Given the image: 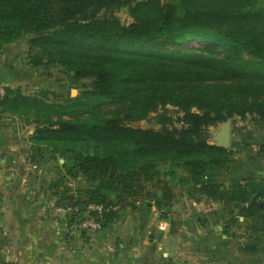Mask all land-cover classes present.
<instances>
[{
	"label": "trees",
	"instance_id": "obj_1",
	"mask_svg": "<svg viewBox=\"0 0 264 264\" xmlns=\"http://www.w3.org/2000/svg\"><path fill=\"white\" fill-rule=\"evenodd\" d=\"M121 9L130 23L116 15ZM24 35L40 53L37 65L47 58L75 82L92 79L81 96L62 104L19 89L0 96V113L34 117L35 150L64 160L54 186L67 177H84L89 185L83 200L66 197L67 188L56 192L59 203L77 205L75 214L81 204L119 205L104 214L108 224L123 207L154 201L167 218L170 183L182 168L180 181L199 195L237 203L232 225L237 214L264 221V202L257 201L264 179L230 178L225 186L217 175L230 169L233 152L209 139L224 121L264 120L262 0H0V50ZM168 106L182 113L180 126ZM151 114L161 129L129 124ZM257 147L264 157V142ZM164 162L170 177L153 197L147 186Z\"/></svg>",
	"mask_w": 264,
	"mask_h": 264
},
{
	"label": "crops",
	"instance_id": "obj_2",
	"mask_svg": "<svg viewBox=\"0 0 264 264\" xmlns=\"http://www.w3.org/2000/svg\"><path fill=\"white\" fill-rule=\"evenodd\" d=\"M8 145L0 137V264H264L262 216L237 214L238 222L232 225L236 202L199 195L180 181V174L170 183L173 198L165 211L167 218L161 217L154 201L138 200L120 209L115 221L102 220V227L93 232L77 226L90 213L86 205L81 204L82 212L75 215L54 211L52 203L65 189L54 186L64 176L62 167L54 168L48 158L49 171L37 173L28 166L29 157L8 152ZM258 161L264 163V157ZM258 174L264 175L262 168ZM157 189L148 192L158 197L160 186ZM72 195L84 199L76 191ZM170 214L182 220L189 217V231L173 230ZM171 237L174 251L168 249ZM188 240L190 247H186Z\"/></svg>",
	"mask_w": 264,
	"mask_h": 264
},
{
	"label": "rangeland",
	"instance_id": "obj_3",
	"mask_svg": "<svg viewBox=\"0 0 264 264\" xmlns=\"http://www.w3.org/2000/svg\"><path fill=\"white\" fill-rule=\"evenodd\" d=\"M262 3L264 4V0H262ZM116 15L123 23H130L132 21V17L126 9L119 10L116 12ZM29 37L30 35H24L17 41L6 44L3 49L0 50V94H5L8 88L14 90L19 89L25 95L39 96L48 103L61 104L68 98H77L81 96L85 86L90 85L92 79H84L75 82L71 74L63 67L59 65H48L46 63L47 58H43V62L37 65V56H39L40 53L30 48L28 43ZM72 90H75L74 94L71 93ZM113 108L114 106L109 105L105 109ZM168 114L175 119V126H180L181 123L177 121V118L182 115V113L178 112L177 108L168 106ZM65 118H67V116ZM33 119V116H31L29 121L26 120L24 116L15 113H0V137L2 140L6 141V144L9 143L7 147L8 152H22L23 159L29 157L28 166L31 170L37 173L46 172L49 170L45 163L50 157V154H48L46 150L37 152L34 148L30 138L36 126ZM228 122L231 124L232 130V141L228 149L233 152V163L229 170L218 173V180L226 186V183L230 182V175L233 174L236 175L237 178L253 177L259 179L264 176L258 174L261 168L264 173V163L258 161V157L263 156H258L257 147L259 143L264 142V120L260 121L252 116H247L245 119L236 117L235 119L228 120ZM129 124L133 127L146 129L159 130L162 128L156 114H151L145 119L130 122ZM213 130L214 127L210 129V134ZM209 139L212 141L211 138ZM59 162L63 163V160L60 159ZM59 162L53 160L51 165L57 168ZM169 165V162H164L159 165L160 171L157 178L161 181L158 182V179H154L152 182L148 183L147 190L155 191L157 188L159 189V186H162V182L168 177ZM177 171L181 176L186 174L185 170L182 168H178ZM63 186L68 189L66 197L74 194V191L78 192L79 195L83 194L87 188H89L84 177L66 179ZM174 188L177 191L179 190L177 187ZM53 202H55V200ZM141 205L144 207L145 203L142 202ZM169 218L173 230L182 227L183 230L189 231V229H186V225H190L189 217L182 220L180 217H176L175 214H170ZM186 234L190 237V233ZM240 235V233L236 234V242H239ZM173 238L174 237H171L172 243H170V247H168L170 251H174L176 248ZM188 242L186 247L191 246L189 240ZM208 264H215V262H208Z\"/></svg>",
	"mask_w": 264,
	"mask_h": 264
},
{
	"label": "built area",
	"instance_id": "obj_4",
	"mask_svg": "<svg viewBox=\"0 0 264 264\" xmlns=\"http://www.w3.org/2000/svg\"><path fill=\"white\" fill-rule=\"evenodd\" d=\"M3 96L4 94H0ZM258 202H264V197L259 196L257 198ZM55 211L60 215H73L78 212L79 207L73 204L59 203L57 200L52 203ZM89 215L85 218H82L78 221L77 226L82 230L88 231H97L102 227V219L104 214L109 210H118L119 205L117 206H104L101 204H89L88 206Z\"/></svg>",
	"mask_w": 264,
	"mask_h": 264
},
{
	"label": "water",
	"instance_id": "obj_5",
	"mask_svg": "<svg viewBox=\"0 0 264 264\" xmlns=\"http://www.w3.org/2000/svg\"><path fill=\"white\" fill-rule=\"evenodd\" d=\"M74 92L75 90H72L71 93L74 94ZM210 138L215 146L228 149L232 141L231 124L228 121H224L219 126H214Z\"/></svg>",
	"mask_w": 264,
	"mask_h": 264
}]
</instances>
